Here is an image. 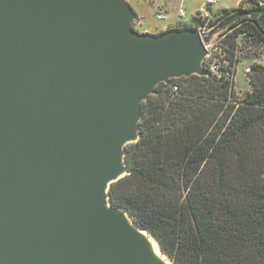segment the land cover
<instances>
[{"label":"water","instance_id":"95a60500","mask_svg":"<svg viewBox=\"0 0 264 264\" xmlns=\"http://www.w3.org/2000/svg\"><path fill=\"white\" fill-rule=\"evenodd\" d=\"M131 0H0V264H164L110 199L142 103L207 75L195 28H134ZM261 10H245L235 18Z\"/></svg>","mask_w":264,"mask_h":264},{"label":"trees","instance_id":"16d2710c","mask_svg":"<svg viewBox=\"0 0 264 264\" xmlns=\"http://www.w3.org/2000/svg\"><path fill=\"white\" fill-rule=\"evenodd\" d=\"M258 1L221 16L231 29L225 69L238 62V37L264 43ZM253 69L254 88L238 103L226 70L172 78L142 103L140 139L125 147L130 172L110 199L174 264H264V68Z\"/></svg>","mask_w":264,"mask_h":264},{"label":"rangeland","instance_id":"374dc122","mask_svg":"<svg viewBox=\"0 0 264 264\" xmlns=\"http://www.w3.org/2000/svg\"><path fill=\"white\" fill-rule=\"evenodd\" d=\"M156 0H131L130 4L132 5L134 11L137 13L138 17L144 16V18L139 17V21H136L134 27L138 32L143 31L145 27H152L154 31H157L161 28H165L169 25L168 19L158 20L156 18V12L164 8V3L158 4ZM157 8V9H156ZM166 10V9H165ZM200 20L197 26L193 27L198 29V26L203 23L204 18L198 17ZM181 21H185L186 24L191 25L193 21L184 17ZM141 22L144 23L143 26ZM176 26H180V23H175ZM192 28V27H189ZM237 51H238V64L236 66V75L231 82L232 90V102L238 103L247 93L253 90L251 82V74L254 71V66H259L264 68V43L258 42L256 40L250 41L246 38L238 37L237 42ZM250 68V70H248ZM252 69V70H251ZM207 71V70H206ZM255 74V73H254Z\"/></svg>","mask_w":264,"mask_h":264},{"label":"built area","instance_id":"2783aa9c","mask_svg":"<svg viewBox=\"0 0 264 264\" xmlns=\"http://www.w3.org/2000/svg\"><path fill=\"white\" fill-rule=\"evenodd\" d=\"M216 0H205V5L213 4ZM258 8H263L264 11V0H259L258 3L255 4ZM182 16L185 15V11L182 9L180 11ZM199 17H203L204 21L198 26V30L201 36L204 38L205 36H210L208 41H205V47L207 49V55L204 60V69L207 70V75H219L223 76L224 70H226V77L233 81L235 78L236 71L235 68L238 64L232 66L231 69H225L226 66H229V60L227 59V35L230 32L229 24H225L221 19H216L213 21L211 19L207 8H202L198 15ZM167 17V11L165 9H160L156 12V18L158 20H162ZM237 53V58H238ZM250 70V68L248 69ZM174 89H177V86H174Z\"/></svg>","mask_w":264,"mask_h":264},{"label":"crops","instance_id":"0c3cea01","mask_svg":"<svg viewBox=\"0 0 264 264\" xmlns=\"http://www.w3.org/2000/svg\"><path fill=\"white\" fill-rule=\"evenodd\" d=\"M156 2H159L158 4L164 3V8L167 11V17L164 18V20L168 19L169 25L157 31H154L152 27H145L144 30L141 31L142 33L158 34L169 30L170 28H178V26L175 25L177 22H179L180 25L196 27L197 24L200 23V20H198L196 15L202 8H207L211 19L214 21L216 19H221V16L224 14L225 10L236 9L244 5V0H216L210 5H205V0H156ZM182 9L185 11L184 16L180 14ZM183 17L185 19L190 18L193 21V24L188 25L185 21H181ZM140 18L143 19L144 16ZM143 24L144 23L141 22L142 26Z\"/></svg>","mask_w":264,"mask_h":264},{"label":"bare ground","instance_id":"6f19581e","mask_svg":"<svg viewBox=\"0 0 264 264\" xmlns=\"http://www.w3.org/2000/svg\"><path fill=\"white\" fill-rule=\"evenodd\" d=\"M147 237L148 240L152 246L153 251L158 255V256H162L163 258V262L164 264H173V262L169 259V258H165V256L162 254V252L159 249V246L156 242V240H154L153 238L150 237V235L148 233H146V231H142Z\"/></svg>","mask_w":264,"mask_h":264},{"label":"clouds","instance_id":"9594fccd","mask_svg":"<svg viewBox=\"0 0 264 264\" xmlns=\"http://www.w3.org/2000/svg\"><path fill=\"white\" fill-rule=\"evenodd\" d=\"M199 13H200V11L197 13V15L196 16H198L199 15ZM199 17V16H198ZM189 28V27H188Z\"/></svg>","mask_w":264,"mask_h":264},{"label":"flooded vegetation","instance_id":"af4514ba","mask_svg":"<svg viewBox=\"0 0 264 264\" xmlns=\"http://www.w3.org/2000/svg\"><path fill=\"white\" fill-rule=\"evenodd\" d=\"M244 16H246V15H244ZM240 17H243V16H240Z\"/></svg>","mask_w":264,"mask_h":264}]
</instances>
